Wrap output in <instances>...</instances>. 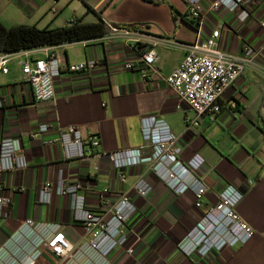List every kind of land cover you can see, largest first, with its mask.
<instances>
[{
	"label": "crops",
	"instance_id": "0c3cea01",
	"mask_svg": "<svg viewBox=\"0 0 264 264\" xmlns=\"http://www.w3.org/2000/svg\"><path fill=\"white\" fill-rule=\"evenodd\" d=\"M12 1L37 26L41 21L43 27H59L77 18L93 22L102 17L110 31L97 38L57 45L55 51L63 70L56 78L52 100L37 101L22 70L25 60L45 58L44 49L13 54L9 72H0V99L4 101L0 108V140L14 136L29 160V167L5 177L11 198L10 216L0 219V246L31 217L63 223L69 239L75 244L82 242L85 229L74 220L68 196L55 193L51 203L39 201L45 181H55L63 170L69 181L83 184L93 209L105 206L98 195L109 184L115 191L112 199L128 190L137 204L138 212L127 226L131 234L134 232L131 240L138 237L135 254L117 249L112 254L113 264H264V53L257 59V66L248 67L226 89L217 115L197 116L191 108H176V94L165 79L183 61L184 48L157 46L155 71L145 84L138 71L128 70L124 64L136 61L149 46L134 45L128 37L112 32L117 23H137L154 34L193 42L220 28V47L241 54L245 44H264V27L260 24L264 0H257L252 10L231 13L221 8L203 26L191 17L186 0ZM211 1L205 0V6ZM91 58L98 61L94 71L72 73L66 69L69 64ZM151 114L164 118L181 136L184 159L202 161L199 175L210 184L203 210L214 204L218 193L230 183L244 191L238 208L256 229L248 243L225 247L205 258L190 257L179 248V242L202 215L195 207L193 192L175 193L150 171L148 161L126 168V181L118 180L106 153L142 146L141 118ZM188 120H197V124ZM45 122L77 125L84 136L98 135L101 144L92 156L69 162L64 159L61 143L49 142L57 135L56 130L40 133V125ZM99 153L102 155H96ZM142 175L153 186L145 197L133 188ZM37 264H60V259L44 246Z\"/></svg>",
	"mask_w": 264,
	"mask_h": 264
},
{
	"label": "built area",
	"instance_id": "2783aa9c",
	"mask_svg": "<svg viewBox=\"0 0 264 264\" xmlns=\"http://www.w3.org/2000/svg\"><path fill=\"white\" fill-rule=\"evenodd\" d=\"M191 17L203 26L208 17L225 8L231 13L238 10H252L257 0H212L206 7L205 0H186ZM57 12L55 6L52 7ZM264 27V19L260 20ZM113 34L128 37L134 45L145 43L149 46L136 61H127L124 67L138 71L148 83L147 77L154 70L158 59L157 46L181 47L186 55L180 65L165 77L174 90L176 108L193 109L197 116L217 115L222 109L221 98L226 89L248 68L257 66V59L264 53V44L255 47L245 44L241 54L223 50L219 44L220 28H214L211 35L193 42H182L168 35H157L146 28L112 26ZM57 45L42 46L47 55L22 62L24 79L32 86L37 101L52 100L56 96L55 81L63 67L57 58ZM35 49V48H34ZM32 50V49H28ZM27 51V50H22ZM22 51H0V72L8 73L10 58ZM98 61L91 58L69 64L66 69L72 73L94 71ZM4 101L0 99V108ZM197 124V120H188ZM144 144L127 147L106 153L112 168L117 171L118 180L126 181V168L137 167L144 162L150 163L152 171L175 193L193 192L195 207L202 211L201 217L179 242V248L190 257L205 258L214 251L225 247H235L248 243L256 234L254 226L239 211L245 193L236 184H228L218 193L217 200L203 210L210 184L199 175L203 163L197 158L184 159L181 136L158 114L141 118ZM56 130L57 135L49 142H60L64 159L83 160L93 155L94 148L101 144L98 135L84 136L77 125L61 126L55 122L41 123L40 133ZM39 133V132H37ZM34 133L33 135H36ZM96 155H102L101 153ZM29 167L26 153L20 150L14 136L0 140V219L10 216V194L5 182L7 174ZM142 197L147 196L153 186L144 176L133 185ZM111 184L102 187L99 199L103 208L93 209L88 204L87 193L81 182H71L63 170L58 178L47 180L39 193V201L51 203L55 193L70 198L74 220L84 226L85 234L79 244L72 242L65 232V225L53 221H39L28 218L0 246V264H37L44 246L60 259V264H113L112 254L122 249L129 255L135 254L136 241L127 226L138 212V206L130 192L124 190L111 198Z\"/></svg>",
	"mask_w": 264,
	"mask_h": 264
},
{
	"label": "trees",
	"instance_id": "16d2710c",
	"mask_svg": "<svg viewBox=\"0 0 264 264\" xmlns=\"http://www.w3.org/2000/svg\"><path fill=\"white\" fill-rule=\"evenodd\" d=\"M138 28L137 23L115 24ZM110 31V26L100 17L93 22L74 19L59 27H39L36 24L19 23L11 26L0 20V51L17 52L47 45H60L100 37Z\"/></svg>",
	"mask_w": 264,
	"mask_h": 264
},
{
	"label": "rangeland",
	"instance_id": "374dc122",
	"mask_svg": "<svg viewBox=\"0 0 264 264\" xmlns=\"http://www.w3.org/2000/svg\"><path fill=\"white\" fill-rule=\"evenodd\" d=\"M57 8V7H56ZM50 13V11H48ZM51 13L54 14L52 11ZM0 20L7 26L14 24L25 23L34 24L28 14H26L16 3L12 0L0 1ZM38 26H45L42 21L37 23ZM17 54V53H16Z\"/></svg>",
	"mask_w": 264,
	"mask_h": 264
}]
</instances>
